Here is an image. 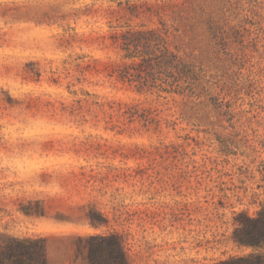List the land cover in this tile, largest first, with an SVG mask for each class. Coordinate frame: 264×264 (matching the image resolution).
<instances>
[{"label": "rangeland", "instance_id": "rangeland-1", "mask_svg": "<svg viewBox=\"0 0 264 264\" xmlns=\"http://www.w3.org/2000/svg\"><path fill=\"white\" fill-rule=\"evenodd\" d=\"M160 21L193 97L114 73L112 36ZM263 185L264 0H0V235L49 264L109 233L128 264H215L254 251L232 236Z\"/></svg>", "mask_w": 264, "mask_h": 264}, {"label": "trees", "instance_id": "trees-1", "mask_svg": "<svg viewBox=\"0 0 264 264\" xmlns=\"http://www.w3.org/2000/svg\"><path fill=\"white\" fill-rule=\"evenodd\" d=\"M130 10L134 13L138 8L134 6ZM160 24L156 27L129 25L125 31L112 36L114 44L123 53L122 63L114 73L121 81L135 83L141 91L193 97L199 80L195 65L188 62L181 53V47L174 44L171 27L164 21ZM137 114L138 111L131 116ZM141 116L147 122L151 121L149 114ZM24 210L26 213L43 214L39 209L31 211L24 207ZM236 221L238 225L233 232V240L239 245L252 247L254 251L234 255L215 264H264V201L255 216L241 212ZM0 236V264H49L44 238ZM88 241L90 264H128L117 234L91 235Z\"/></svg>", "mask_w": 264, "mask_h": 264}]
</instances>
